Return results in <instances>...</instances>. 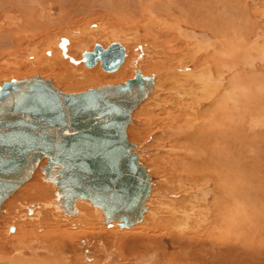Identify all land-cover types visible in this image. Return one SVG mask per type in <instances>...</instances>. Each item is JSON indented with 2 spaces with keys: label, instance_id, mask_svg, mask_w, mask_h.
<instances>
[{
  "label": "rangeland",
  "instance_id": "rangeland-1",
  "mask_svg": "<svg viewBox=\"0 0 264 264\" xmlns=\"http://www.w3.org/2000/svg\"><path fill=\"white\" fill-rule=\"evenodd\" d=\"M13 1L14 0H11V2L10 0H3V1L0 0V12H1L0 21L2 19L1 22L2 27L0 26L1 28L0 29V87L2 86L3 83L12 82V81H22L25 79H32L34 77L50 79L52 83L61 91H67L71 94L83 93L85 91H88L89 89H97L107 84H111V83L114 84L113 82L108 83V81L98 79L99 82L96 81V83L92 86L83 81L84 78L82 77L85 75L87 76L88 71L89 72L99 71L98 73L99 74L101 73L100 75L108 74L107 76H111L117 73V72L107 73L102 69L100 65L93 68H87L82 61L83 56L81 54L83 50L82 49L83 44L87 45V47L85 46L83 50V52L86 53V52L94 51L95 46L99 44L104 46V48H108L113 43H119L123 45L124 48H126V50L128 48L127 58L129 56L136 57V54H140L139 60L145 59V63H144L145 66L144 64L143 66L146 68V65L147 66L149 65L147 63H149L150 61V60L148 61L149 58L146 59V54L147 53L149 54V49L147 48L148 49L147 51L146 49L144 50L146 46V42L144 41L145 39L149 40L148 31L151 32L150 29L153 28L152 30H154L155 32L159 31V33H161L163 36L164 34L166 36L168 34V33L166 34L167 28L169 27L173 28V24L175 23V22L173 23L175 18H173L174 16H172V14L170 15V18L169 15L167 16L162 15V17L164 18L163 20H165L164 22L162 20L154 21L155 20L154 18H151L152 22H150L148 21L150 17L147 14L146 17L148 19L146 20V22L142 20L143 21L142 23V21L140 20L141 18L137 17L136 15L138 13H141L139 6H141V4L144 6L148 4L150 5L152 3V0H137L138 3L136 0H130L131 3L128 5L134 7L136 10L130 9L131 11H134V13L131 14H129V11H127L129 14V18L128 15H124V16L122 15L121 17L117 16V14L115 15L114 11L107 8V5L105 4L103 6L97 5L96 1L98 0H91V1L80 0L81 3L86 1V4L88 3L90 4V6L82 5L77 9L75 8L76 5L77 4L81 5V3H77L78 0H76V4L73 3L72 0H63L65 4H63L62 6L61 5L57 6L58 2L53 4L55 5L52 6L53 8L55 7V11L52 12L53 15L52 14L50 16L47 15L46 18L45 14L43 13L44 16L42 19L44 21L40 17H38L39 21L41 19L40 21L41 24L43 22L49 24L48 27L45 29L47 33L53 32L52 36H55L57 32L62 33L70 29L78 32L87 29L86 31L91 38V39L89 37L87 38V36L84 38L83 40L84 43H82L81 45V50L75 51L74 52L75 56L68 54L66 50L67 41H65V39H62V43L61 42L59 43V48L64 49L62 50L63 59L69 60V65L74 63L73 68L78 69V70L76 69V71L72 70L73 75L76 78L75 79L76 82L73 80L76 83L75 84L73 81L65 82V79L60 77L62 74L60 73V71L59 72L58 70L57 71L54 70L55 72L49 71L51 68L49 64L46 65L49 68V70L48 69L47 71L43 70L42 64L45 60L43 59L44 57L42 56L44 53L43 50H47V49L48 51L51 50L50 47L51 44H49L50 41L45 40L46 42H43V40H40L44 44L41 43L40 41L39 43L33 41L31 43L35 42V44L30 45L28 44L29 43L28 41L30 40L32 41L33 38L26 41L24 35L30 37L31 31H27V33H20V34L17 33L15 34V37L13 39L11 37H10L11 39H9L7 34L1 33L5 28L7 29L8 27L7 22L9 20L6 19L7 22H5L6 21L4 19L5 15H7L8 17L12 16V19H14L13 17L20 18L22 14L25 16V14L22 12L16 13L15 11H13V6L19 7L18 5H21L23 6L22 9H24L25 7H27L26 5L29 4L28 6L30 8L32 7L31 5L34 4L33 8L34 9L38 8L37 6L38 4L36 2H32V0H29L30 3L28 0H20V1L15 0L14 2ZM99 1L103 4L107 0H102V1L99 0ZM108 1L110 2V0ZM113 1L118 2L119 5L127 0H118V1L111 0L112 3H114ZM166 1H162V3L165 5H161V3L157 4L156 5L158 6L157 8L159 7L161 9L168 8L170 5L169 3L170 0L169 1L166 0ZM16 2L18 5L15 4ZM125 3L127 4V2ZM71 5H75V6L72 7ZM115 5L118 6L117 3H114V6ZM164 6L166 8H164ZM30 9L29 11L30 13H32V17L35 18L36 14L38 13H36L35 10L32 11ZM48 11H50L49 6L46 7V12L48 13ZM64 11L66 12V16H67L65 18H64ZM71 12H73L72 16H71ZM223 12H224L223 10L219 11L220 14H222ZM232 15L233 16L231 19L235 20L233 21V26L235 25L234 41L235 40L236 41L234 43L237 44L235 45L236 46L235 49L238 50V52L236 51V53H238L239 55L240 51H243V49L241 50L239 48L242 46L244 47L245 44H247L246 48L250 45L249 47L252 50L249 51L252 57L254 58L251 64L255 65L256 61L258 60L257 61L258 63L256 64L257 66L256 68H259L260 70V68H262L263 66L262 64H264V57H263L264 52L262 55V52L260 51L264 49V0H240V1L237 0L236 4L235 1L233 0ZM109 16H111L112 18L109 19L110 18ZM175 16L179 17L180 15L175 14ZM126 18L127 20L125 21L124 19ZM166 18L170 19V21L169 20L166 21ZM204 19L205 22L209 21L208 17H204ZM202 20L203 19H201V21ZM136 21L140 22V24H138V22ZM202 22H204V20ZM17 23H19V19ZM111 23L113 25H110ZM75 24H79L80 26H82V28ZM134 24L136 25L138 24L139 26L138 25L136 26ZM183 25H185V23L182 24V28L184 27ZM95 26H98V28H96ZM134 29H136L137 31H135ZM112 30L117 32L119 30V34H117L115 37L111 36ZM196 30H197L196 33H202L203 36L201 34L193 35L191 28H188L187 31L182 33L184 36L178 34L180 35V38H178V40L183 41L186 37L197 38L199 36L198 38L201 41H205L203 42L204 47H207L206 46L207 37H205L207 32L205 31V28L204 29L196 28ZM134 31L138 33H135ZM239 37L241 40L239 39ZM188 38L187 40L185 39L186 42L193 41V40L189 41ZM160 40L161 39H157L156 41L159 42ZM247 40L249 43L247 42ZM19 41L22 42L20 43ZM242 41L245 44L242 43ZM254 43L256 45H254ZM37 44H39V46ZM32 45H34V48L38 47L37 58L36 55H32L30 53L31 50L34 49ZM45 45L46 47L48 46V48H46ZM252 46L254 48L255 47L259 48V50L257 48L254 49ZM152 51L153 49L151 50V52ZM256 51L257 53H255ZM15 59H17L18 61ZM139 60L135 63L134 67L131 68V72L136 69L135 66L138 67L140 65L139 62L142 60L140 61ZM236 61L237 62L239 61L238 56ZM260 61H262V63H260ZM45 63L46 61L44 62V64ZM125 63L126 61L124 62V64ZM66 68L67 67L65 66V69ZM241 68L243 67L240 66L239 64L238 70L241 71ZM262 71L261 73L263 74ZM246 72L251 73L249 67L246 70ZM81 73L83 76L81 75ZM133 73L134 72H132V76H133L132 79H134V77L136 76V74ZM154 73L157 74L156 72H153L150 75V72L147 73L143 72L142 76L152 78V75H155ZM56 75H58V78ZM257 75L260 77V79L263 76L262 80H264L263 79L264 74L262 76H260L259 74ZM165 76L166 75L164 76L162 75L163 78L161 77L158 78V80H156L157 84L155 87L158 88L156 89L154 88L155 92L149 95L148 97L149 99L147 98V100H145L141 105H139V107L134 111L133 123L128 128V139L132 143L137 145L138 147L137 152L139 154L140 160L147 167V171L151 176L153 192L151 193L152 195L150 196L147 204L149 205V207H151L153 213L151 212L147 214L148 212H150L148 211L146 212V214L149 215V218H151L153 222H150V225H148L147 227L144 225L145 223L133 226L128 229H122L121 226L120 227L118 226V224H113V226L108 227L104 225V222L101 221V219L99 218L100 216L95 213V210L97 209L91 206L89 203H85V202H83L80 205L88 206L89 211H87V213L85 210H83V207L77 206L76 207L77 213L72 216L69 215L67 216V214L64 213L62 206L59 204V200L57 199V196L55 197V191L53 189L49 190L50 187L48 186L52 185L53 187H55V184L49 181H47L46 183L45 176L41 172V167H40L33 175L32 179L28 181L26 185L24 184L13 196H11L8 199V201L5 204H3V207L1 208L3 211L0 215V249H1L0 264H264V240H263L264 225H262L264 224V222H262L264 221L263 218L264 189L262 188L263 187L262 185H264V180H263L264 159H261L260 161L258 158H255V156H252L253 159L256 160L255 161L256 163L254 162V164L253 163L251 164L256 165V167H258L259 169V170L257 169L258 172L254 171L252 172V175L249 173L248 176H246L247 174H244L243 176L237 175L236 177H234V180L232 181L234 183L233 187L235 188L233 195L235 201L233 202V205H235V207L233 206L234 207L233 215L236 221L234 225L236 226L234 231L235 237L233 241L229 242L231 243L230 244L231 246H229L231 249L225 251L222 244H216L220 248L219 250L215 249L212 246L213 240L209 238V235L212 234V232L214 231L210 230L211 227H209L208 223L206 224V222L203 223V225H201L202 226L201 228L196 227L198 228L197 229L198 231L196 230V232L192 231L196 229L195 227L193 229L192 226H191L192 228L188 227L187 229H185V231L184 229L182 231V229L180 230L179 228L180 225L183 227L185 222L184 223L180 221L174 222L175 221L174 214L178 211L181 213H187L190 212L192 208L194 209L196 208L195 210L202 209V207H200L202 205L196 207V202L198 203L201 200L200 201L196 199L193 200L192 198L193 196L200 197L198 193L201 194V191L198 189L197 182L199 183V186L202 183L197 181L196 179L191 184L190 179L186 175L182 177L183 179L182 181L180 180L181 178L180 176L178 177V175L181 172H178L177 174V171H173V168L170 167L171 164L169 165L168 163L171 161L172 158V155L170 157V155L168 154L169 149H171L169 144L170 142L168 140L169 139L168 137H170L169 133L156 128L152 130L147 125L146 117L148 118L147 116L148 114L151 115L155 114V116L159 114L158 107H156L158 111L156 109L153 111L152 109L156 105L155 101H157L158 98L159 99L165 98V95L163 94L160 95V93H164V92L160 89V85H159L160 83L157 82V81L161 82L160 81L161 79L164 80ZM124 82L125 81L121 80L117 82V84H121ZM259 82L263 83L264 81L259 80ZM237 86L238 85H236L237 89L240 88V85L238 87ZM67 88L69 89L73 88L72 89L73 91L69 89L67 90ZM169 97L170 96H168V98ZM161 108L163 109L162 106L160 107V109ZM165 110H169V109L166 108ZM147 111L151 113H148ZM260 132L264 133V131H260ZM250 136L251 137L255 136V133L254 134L251 133ZM165 141L168 142L165 143ZM177 155L183 156V154H177ZM237 162L238 161L236 160V163ZM45 164L46 162L44 161L42 165ZM253 167L254 168H252V170L255 169V166ZM183 182L185 184H183ZM212 182L214 185V181ZM181 183L183 186L181 185ZM259 186L261 189L259 188ZM27 187H29L31 190L25 192L24 189ZM182 187L184 189H182ZM34 188L44 189L45 191H47L48 198L45 199L42 198L41 200H34L35 198L33 197L35 196V192L34 190L32 191V189ZM192 188L195 191H193ZM195 188H197V190ZM204 192L206 193V191ZM209 192H210L209 195L207 194L206 195H207V200L212 208L213 207L212 202L216 197L218 198V196L214 191H212V189H210ZM188 193H190V195ZM222 197L223 196H221V198ZM49 203L54 204V206L52 207V205L51 206L48 205ZM32 205L36 207L40 206V209H37L38 211H36L37 214H35L36 213L35 212L33 213V215L32 214L30 215L27 207H30ZM46 205L50 207L48 206L46 207ZM25 215L27 216L26 218ZM43 215L44 216L46 215V217H48L49 219L45 217L46 218L45 220ZM68 217L72 218L71 222L68 219L67 220L62 219ZM261 222L262 224H260ZM22 224H24L28 229L32 231L33 233L32 236L34 238L38 236L39 239L40 238L43 239V242L41 243L27 242L24 244L21 243L18 244L16 241L12 240L8 245L4 244L5 238L7 240H11L13 237L18 235L19 231H21V227L22 226L25 227ZM11 226L16 227V231L13 233H10L9 230ZM209 230L210 233H208Z\"/></svg>",
  "mask_w": 264,
  "mask_h": 264
},
{
  "label": "bare ground",
  "instance_id": "bare-ground-1",
  "mask_svg": "<svg viewBox=\"0 0 264 264\" xmlns=\"http://www.w3.org/2000/svg\"><path fill=\"white\" fill-rule=\"evenodd\" d=\"M61 1H63V0H32V2H36L38 4L37 9L33 8V6H34L33 3H32L33 5L30 4L32 6V7H30L31 9L28 6L29 4L26 5L28 8L25 7L24 9H22L23 6L18 5L17 4L18 1H17L15 4H17L19 7L13 6V11H15L16 13L22 12L25 14V16L22 14V16L20 18L13 17L14 19H12V16L8 17L7 15H5L4 19L9 20L8 22H7V20L5 21L8 23V27H7V29L5 28L6 30L4 29L1 33H5V34H7L9 39H11V38L13 39L15 37V34H17V33H19V34L20 33H27V31H31L30 37L24 35L26 41L33 38L32 41L31 40L28 41L29 42L28 44H30V45L35 44V42L31 43L33 41H36V43H39L40 40H43V42L50 41L49 44H51V46H50L51 50L48 51V49H47V50H43L44 53L42 52L43 53L42 56L44 57L43 59H45L44 62L46 61L45 64H44V62L42 64L43 70L44 71H47V69L49 70V68L46 66L47 64H49L51 67L49 71H54V70L57 71L58 70V72L60 71V73H62L61 76H60V74H59V76L62 77L63 79H65V82H71L73 80L75 81V79H76L73 75L72 70L76 71L77 68H73L74 63L71 64L72 65L71 66V65H69V60L63 59L62 50H64V49L59 48V43L60 42L62 43V39H65V41H67L66 42V50H67L68 54L74 55L75 51L81 50V45H82V43H84V41H83L84 38L86 36H87V38L88 37L90 38V35L87 33L86 28H85L86 30L79 31V32L71 30V29L66 30L65 32H62V33L57 32L55 36H52L53 32L47 33L45 31V29L48 27L49 24H46L45 22H43L41 24L40 23L41 19L43 18L44 14L47 18V15L50 16L52 14V12L55 11V7L54 8L52 7V6H55L53 4H55L57 2H58L57 6H59V5L62 6L63 4H65L64 1L63 2H61ZM116 1H118V0H116ZM162 1H166V0H152V3L150 5L148 4L146 6L141 4V6H139L141 13L136 14L137 17L141 18L140 19L141 21L143 20L145 22L148 19L146 17L147 14L150 17V19L148 20L150 22H152L151 18H154L155 19L154 21L162 20L164 22L165 20H163L164 18L162 17V15H164V16L169 15V18H170V15L172 14V16H174L173 18H175V20L173 19L174 20L173 23L175 22L173 24V28H170V27L167 28L166 34L167 33L168 34L166 36H165V34L163 36L161 33H159V31L155 32L154 30H152L153 28L150 29L151 32L148 31L149 40L145 39V41H144V42H146V46H145L144 50L146 49V51H147L149 49V54L148 53L146 54V59L149 58L148 61L150 60L149 63H147L149 65L148 66L146 65L147 69L144 67L145 66V64H144L145 59L144 60L140 59L142 61L139 60L140 54H136V57L135 56L134 57L129 56L127 58L128 48L126 50V48H124L123 45H121L119 43H113L108 48H104V46H102L100 44L96 45L94 48V51H95L96 47H99L100 48L99 50L101 51L100 54H101V56H103V55H105V53L108 52V49L111 46H114V45H120L121 46L122 53H123V57H122L121 62L118 64V66L114 70L105 71L107 73L117 72L116 74H114V75L110 74L111 76H107L108 74L107 75H100L101 73L99 74L98 73L99 71L98 72L97 71H92V72L88 71L87 76L86 75L83 76L81 73V75L83 76L82 78H84L83 81L92 85V86L96 83V81H98V79L108 81V83L113 82L114 84L111 83V84H107V85L116 86V85H124L126 81L133 82V80H135L136 77L138 78L137 75H139L141 77H145V76H142L143 72H146V73L150 72V75L153 72L157 73V74L154 73L155 75H152V78L146 77V78L150 79V83H149L150 90H149L147 96L138 105H136L132 109V112L130 115V122L126 126L127 140L133 145V151L137 155L140 164L145 168L146 173L149 175L150 190H149L148 198L144 202V208L145 209H144V212L140 218V221H138L137 223H134L132 225L123 226L119 222H116L114 220H107L102 209H100L96 205L92 204L88 199L76 200L74 202L73 210L70 211L69 213H66V212H64V213L67 214V216L68 215L69 216L75 215L77 213L76 207L77 206L80 207L81 206L80 204L85 202V203H89L91 206L95 207L98 210V211L95 210V213L100 216L99 218L101 219V221L104 222V225H106L108 227L113 226V224H118V226L119 227L121 226L122 229H128V228H131L133 226H136L139 224H144V223H145L144 225L147 227L148 225H150V222H153V220L151 218H149V215H147L153 211L151 209V207H149V205L147 204L150 196L152 195L151 193L153 192L152 191L153 186L151 183L152 182L151 176H150L149 172L147 171V167L140 160L139 154L137 152V148H138L137 145H135L134 143H132L128 139V128L133 123L134 111L139 107V105H141L145 100H147V98L149 97V95L151 93L155 92L154 88L155 89L158 88V87H155L157 84L156 80H158V78H161L162 75L163 76L166 75L164 77V80L161 79L160 80L161 82L157 81L158 83H160L159 84L160 89L164 92V93H160V95L161 94L165 95V98H162V99L158 98V100L155 101L156 105L152 108L154 111L156 109V107H158V109H159L158 113L159 114L157 116H155V114L154 115L148 114L147 115L148 118L146 117L147 125L152 130L156 128V129H159V130H162L164 132L169 133L170 137H168L169 138L168 140L170 142L169 144H170L171 149H169V151L168 150L167 151L169 152L168 154L170 155V157L172 155V158H171V161L168 163H169V165L171 164L170 167L173 168V171H177V174H178V172H181L178 175V177L180 176V178H181L180 180L182 181L183 180L182 177L184 175H186L190 179L191 184L196 179H197V181L202 183L199 186V183L197 182L198 189L201 191V194H199L197 191V193L200 197H198V196H197L198 198L196 196L192 197L193 200L194 199H196L198 201L201 200L198 203L196 202V207L202 205V206H200V207H202V209L195 210L196 208L195 209L192 208V210L190 212H187V213H181L179 211L176 213L174 212L175 213L174 214L175 221L174 220L173 221L174 222L180 221L183 223L185 222L183 227L180 225L179 229L180 230L182 229V231H183V229L185 231V229H187L188 227L190 228L191 226L193 227V229H194V227L195 228L196 227L201 228L202 227L201 225H203V223H205V222H206V224L208 223L209 227H211L210 230L214 231V232H212V234L209 235V238L213 240L212 246L215 249L219 250L220 248L216 244H222V246L224 247V250L226 251L228 249H231L229 247V246H231L230 245L231 243H229V242L233 241V239L235 237L234 231H235V226H236V225H234L236 223V221H235L234 215H233V211H234V207H235V205H233V202H235L233 195H234V189L235 188L233 187L234 183L232 181L234 180V177H236L237 175L243 176L244 174H247L246 176H248L249 173L252 175V172H254V171L258 172V170H259L258 167H256V165H253L256 160L253 159L252 156H255V158H258L260 161H261V159H264L263 158L264 157V133L260 132V131H264V82L263 83L259 82V80L264 81V80H262V77H263L262 75L264 74V67H263L264 64H262L263 66H262V68H260V70H259V68H256L257 67L256 64L258 63L257 58H256L257 61H256L255 65L251 64V62L254 60V58L252 57L249 50H252V49L249 47L250 46L249 44H248L249 46L246 48L247 44H245L243 41H242V43H244L245 46L244 47L242 46L239 48L241 50L243 49V51L239 50L240 51L239 55H238V53H236V51L238 52V50L235 49L236 48L235 45H237V44L234 43L236 41V40L234 41V38H235L234 37V33H235L234 32V28H235L234 26L235 25L233 26V21H235V20L231 19L233 16L232 15L233 0H170V1L168 0L170 3L168 8H166L165 6H164V8H166V9H163V8L161 9L160 7L157 8L158 7V6H156L157 4L161 3V5H165L162 3ZM234 1L236 4L237 0H234ZM10 2H11V0H10ZM72 2L76 4V0H72ZM125 2H127V4ZM125 2H122L119 5H118V2H114V3H117V5H118V6H116V5L114 6V3H112L111 0H110V2L107 0L103 4L99 0L96 1L97 5H102V6L104 4L107 5V8L113 10L115 15L117 14V16H120V17L122 15L123 16L128 15V18H129V14L134 13V11H131L130 9H133V10H136V9L134 7H131L130 5H128L131 3L130 0L129 1L127 0ZM29 3H30V1H29ZM77 3H81L80 0H78ZM111 3L113 4V6ZM137 3H138V1H137ZM19 4H20V2H19ZM69 4H70V1H69ZM145 4H146V2H145ZM82 5H84V6L89 5L90 6V4H88V3L86 4V1H85V2L81 3V5L77 4L75 8L77 9L78 7H80ZM48 6H49L50 11H48V13H47L46 7H48ZM71 6L74 7L75 5H71ZM110 6H112V7H110ZM29 9L32 11L35 10V12L40 14V15L36 14V17H35L36 19L33 18L32 13H30ZM220 10H223L224 12L222 14H220L219 13ZM127 11H129V14ZM178 11H180V12H178ZM175 14H179L180 16L177 17V16H175ZM72 15H73V12H71V16ZM239 15H240V13H239ZM38 17L41 18L40 21L38 20ZM65 17H67V16H66V12L64 11V18ZM109 17H110L109 19L112 18L111 16H109ZM204 17H208L209 18L208 20L210 22L209 21H207L208 23L205 22ZM15 18H16V21H15ZM18 19H19V23H17ZM189 19H191V20H189ZM201 19H203L205 23L202 22L203 20L201 21ZM124 20L126 21L127 18ZM168 20L170 21V19L166 18V21H168ZM143 21H142V23H143ZM190 21H192V22H190ZM1 22H2V19L0 21V26H1ZM136 22H138V21H136ZM179 22H180V24H179ZM181 22H183V23H181ZM184 23H185V25H183L184 27L182 28V24H184ZM138 24H140V22H138ZM150 24H153V23H150ZM2 25H3V23H2ZM75 25L80 26L79 24H75ZM110 25H113V24L111 23ZM134 25H136V24H134ZM134 25H133V27H134ZM129 26H130V24H129ZM80 27L82 28V26H80ZM95 27L98 28V26H95ZM114 27H115V25H114ZM140 28H142V27H140ZM188 28H191L193 35L201 34L202 36H203L202 33H196V31H197L196 28H200V29L205 28V31L207 32L206 36H205V37H207V41H206L207 47H204L203 42H205V41H201L198 38L199 36L197 37L198 39L193 38V37H191L192 39L190 37H189L190 39L188 37L185 38L186 40L188 38L189 41L193 40L194 42L193 41L186 42L184 38H183L184 39L183 41L178 40V38H180V35H183L182 33L187 31ZM120 30H121V28H120ZM134 30L137 31L136 29H134ZM208 31H210V32H208ZM34 33H36V34H34ZM39 33H41V34H39ZM111 33H112L111 36L115 37L117 34H119V30H118V32L112 30ZM135 33H138V32H135ZM178 34H180V35H178ZM240 35H241V33H240ZM153 37H154V39H153ZM158 37H160V38H158ZM162 38H164V39H162ZM157 39H161V40L158 42V41H156ZM239 39H240V37H239ZM43 42H41V43H43ZM139 42H141V41H139ZM247 42H248V40H247ZM255 43H254V45H256ZM37 45L39 46V44H37ZM32 46L34 48V45H32ZM85 46L87 47V45L83 44V46H82L83 50H84ZM45 47H46V45H45ZM135 47H136V44H135ZM46 48H48V46ZM255 48H257V47H255ZM152 49H153V51L151 52ZM257 49L259 50V48H257ZM83 50H82V54H81L82 56H88V55L95 53L94 51H91V52L85 51L86 53H84ZM37 51H38V47L32 49L30 53L32 55H36V58H37V56H38ZM260 51L262 52V55H263L264 49L260 50ZM255 53H257V51ZM236 54L239 57L238 62L236 61V59H237ZM258 54H259V52H258ZM258 54H256V55H258ZM262 55H261V58H262ZM32 57H34V56H32ZM263 57H264V55H263ZM15 60H17V59H15ZM138 60L140 61L139 62L140 65L138 67L135 66L136 69L134 71H132V72H134L133 74H136V76L134 75L135 76L134 79H132L133 76H132L131 68L134 67L135 63ZM125 61H126V63L124 64ZM100 62L101 61L96 60L95 63L92 64L90 67H87L86 65L85 66L87 68H93V67H96L99 65L101 66ZM238 63L240 64V66L243 67V68H241V71L238 70V67H239ZM260 63H262V61H260ZM143 64H144V66H143ZM65 66L67 67L66 69H65ZM140 67H141V69H140ZM248 67H249V70L251 71V73L246 72ZM70 68H73V69H70ZM142 68H143V70H142ZM261 71L263 72V74L261 73ZM257 74L262 76L261 79ZM56 76L58 78V75H56ZM38 78H40V77H38ZM82 78H80V79H82ZM28 80H30V79H28ZM121 80H123L125 82L121 83V84H117V82H119ZM22 81H24V80H22ZM73 82H72V84H73ZM7 83H10V82H7ZM236 85H238V86L240 85V88L237 89ZM57 89L59 91H61L59 88H57ZM68 89L69 88H67V90ZM72 89H69V90H72ZM97 89H99V88H97ZM89 90H95V89H89ZM61 92L69 94V95H73L67 91H61ZM85 92H87V91H85ZM157 93H159V92H157ZM168 96H170V97L168 98ZM156 99H157V97H156ZM161 106L163 107V109L162 108L160 109ZM164 108L165 109L167 108L169 110H165ZM158 109H156V110L158 111ZM147 112L151 113L149 111H147ZM258 132H260V133H258ZM251 133H253V134L255 133V136L251 137L250 136ZM165 138H162V139H165ZM166 142H168V141H165V143ZM165 147H166V144H165ZM177 154H183V156L182 155L178 156ZM236 160L238 161L237 163H236ZM44 161L45 160H43L40 163V165L35 170L33 175L36 173V171L40 167L44 166V165H42L44 163ZM251 163H253V164H251ZM253 166H255L254 170H252V168H254ZM59 169L60 168L55 167L54 173L50 174L49 176H46V175H44V176H45L46 183H47V181H49V182H52L55 184V187H53L52 185H51L52 187L50 185L48 187H50L49 190L53 189L55 191V197L57 196V199L59 200V204L62 206L63 192L60 191L59 187L57 186V183L55 182V178H59V174H58ZM263 169H262V171H263ZM33 175L31 176V178L28 181H30L32 179ZM28 181H26L25 183L20 185L18 188H16V190L9 197H7L4 200L1 208L3 207V204H5L8 201V199L11 196H13L24 184L26 185ZM212 181H214V185H213ZM183 184H185V183L183 182ZM181 185H182V183H181ZM262 186H263L262 188L264 189V185H262ZM259 188H260V186H259ZM182 189H184V188L182 187ZM195 189L197 190V188H195ZM210 189H212V191H214L218 196V198L216 197L214 199V201L212 202V206H213L212 208H211V206L207 200V195H209ZM24 190H25V192L26 191L28 192L31 189L29 187H27ZM33 190L35 192V196L33 197V198H35L34 200H41L42 198L43 199L48 198V196H47L48 192L45 191L44 189L34 188V189H32V191ZM192 190H193V188H192ZM193 191H195V190H193ZM204 191H206V193ZM183 193H181V194H183ZM190 193H188V194L190 195ZM220 195L223 197L221 198ZM48 205H50V206L52 205V207L54 206V204H50V203ZM48 205H46V207ZM50 206H48V207H50ZM209 206H210V208H209ZM81 207H83V210H85L86 213H87V211H89L88 206L82 205ZM1 208H0V215L3 211ZM27 209H28L30 215L31 214L33 215V213L38 211L37 209H40V206L36 207V206L32 205L30 207H27ZM148 211H150V212H148ZM146 212H148V213L146 214ZM64 213H63V215H64ZM35 214H37V212ZM46 215L45 216L43 215L45 220H46V218H48V217H46ZM26 217L27 216L25 215V218ZM86 217H87V215H86ZM62 219L63 220L68 219L71 222L72 218L68 217V218H62ZM150 220H152V221H150ZM262 222H264V221H262ZM262 222L260 224H262ZM173 224H175V223H173ZM22 225H24V224H22ZM262 225H264V224H262ZM198 228H196L195 230H192V229L191 230L196 232V230ZM9 230H10V233H13L16 231V227L11 226ZM210 230L208 231V233H210ZM1 231H2V229H1ZM32 235H33V233L30 229H28L26 226L25 227L22 226L21 231H19L18 235L13 237L11 240H7L5 238L4 244L8 245V244H10V241H12V240L16 241L18 244H20V243L24 244L27 242H31V243L43 242V239H41V238L39 239L38 236L34 238ZM49 235H48V237H49ZM69 235H71V234H69ZM260 244H261V241H260ZM4 247H6V246H4ZM261 247H263V246H261ZM3 250H5V249H3ZM0 251H1V249H0ZM55 262H57V261H55Z\"/></svg>",
  "mask_w": 264,
  "mask_h": 264
},
{
  "label": "water",
  "instance_id": "water-1",
  "mask_svg": "<svg viewBox=\"0 0 264 264\" xmlns=\"http://www.w3.org/2000/svg\"><path fill=\"white\" fill-rule=\"evenodd\" d=\"M83 56L90 67L101 61L104 71L121 62L120 45L101 56ZM124 85H105L69 95L49 79L35 77L0 87V208L28 181L40 163L63 192V211L78 199L102 209L107 220L123 226L140 221L149 195V175L127 140L132 109L148 94L150 79L137 75ZM3 110V111H2ZM64 205V206H63Z\"/></svg>",
  "mask_w": 264,
  "mask_h": 264
}]
</instances>
